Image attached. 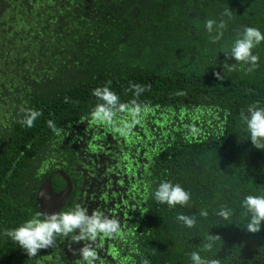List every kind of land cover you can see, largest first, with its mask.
Here are the masks:
<instances>
[{
  "label": "trees",
  "instance_id": "obj_1",
  "mask_svg": "<svg viewBox=\"0 0 264 264\" xmlns=\"http://www.w3.org/2000/svg\"><path fill=\"white\" fill-rule=\"evenodd\" d=\"M245 26L264 32V0H0V264H77L74 234L32 258L4 235L39 214L38 189L58 178L61 154L75 181L63 211L88 179L103 183L94 210L121 225L95 242L97 264H190L193 251L264 264V223L248 232L241 207L264 194V150L240 119L264 107V41L255 66L225 57ZM105 85L118 98L109 124L90 116ZM164 180L190 193L186 205L153 200ZM209 233L220 238L203 250Z\"/></svg>",
  "mask_w": 264,
  "mask_h": 264
},
{
  "label": "clouds",
  "instance_id": "obj_2",
  "mask_svg": "<svg viewBox=\"0 0 264 264\" xmlns=\"http://www.w3.org/2000/svg\"><path fill=\"white\" fill-rule=\"evenodd\" d=\"M226 15L230 17L231 12H226ZM214 23V21L209 20L205 27L211 31ZM215 39H219V35L214 37ZM262 41H264V32L256 27L245 26L242 31L237 33L225 57L226 59L230 57L240 64L255 66L258 57L253 53V49ZM228 66L234 68L236 65L233 63ZM216 75L218 76V73ZM93 94L102 103L97 104L91 111V119L104 124L111 123L114 110L117 108V96L106 85L93 89ZM132 111L135 114V109ZM38 115V112L33 111L24 123L31 126ZM240 119L249 137L248 141L256 149L264 150V107L256 104L249 105L245 111L240 113ZM152 198L160 205L184 206L190 199V193L179 183L164 180L157 184L152 193ZM241 207L249 216L248 223L243 228L250 233L259 232L262 223H264V194L244 196ZM205 214L201 213V215ZM218 215L227 219L229 212L222 209ZM40 216L41 214L33 215L15 228L4 231V235L15 242L17 247L22 249L29 258L34 257L38 250L52 248L57 236L66 237L69 234H74L73 238L76 243L84 241L83 246L78 250L77 264H97L100 260L98 251L94 246L97 239L114 238L121 232V225L117 219L96 211L88 214V209L80 205L68 211L44 215L43 218ZM176 218L188 228L193 227L196 222L194 217L183 214H178ZM218 238L220 237L209 233L205 238L203 250H211ZM76 254L74 251L73 255ZM189 260L190 264H217L216 260L203 258L198 251L191 252Z\"/></svg>",
  "mask_w": 264,
  "mask_h": 264
},
{
  "label": "flooded vegetation",
  "instance_id": "obj_3",
  "mask_svg": "<svg viewBox=\"0 0 264 264\" xmlns=\"http://www.w3.org/2000/svg\"><path fill=\"white\" fill-rule=\"evenodd\" d=\"M56 162L63 166V170H60V172L58 174L59 176L55 180L53 179L52 176H49V177H52V184L57 189H62V190L68 189L71 186V191H70V193H69V195L65 201V204L63 206V209H62V211H63V210L67 209L69 202L71 200H73V198H74V197H72V195H73V192L75 190V185H74L75 181H74V179L71 178L70 174H68L65 171V168H67L69 164H72L70 161H67V156L61 154L60 156H58ZM73 166H76V164L73 163ZM76 167H78V165ZM76 170H77V168L75 169V173H76ZM103 172L104 171H101V174H103ZM47 179H45L42 182L41 186L47 181ZM102 186H103V183L102 184L98 183L97 185L96 184L93 185L92 181L89 182L88 179H82L81 194L77 197V199L75 198L76 204L80 205L82 207H86L88 209V214H91V212L94 209H97L98 205L102 202V200L104 198L102 196L99 198L98 197L99 194L97 193L102 189ZM39 189H38V192H39ZM38 192H37V195H38ZM54 193L56 194L57 192H54ZM57 197H59V196H57ZM59 199H60V197H59ZM36 202H37V196H36ZM36 202H35V206L37 207ZM37 209H38V207H37ZM38 213H39V209H38Z\"/></svg>",
  "mask_w": 264,
  "mask_h": 264
},
{
  "label": "water",
  "instance_id": "obj_4",
  "mask_svg": "<svg viewBox=\"0 0 264 264\" xmlns=\"http://www.w3.org/2000/svg\"><path fill=\"white\" fill-rule=\"evenodd\" d=\"M70 191L71 186L68 189H57L52 184V177H49L40 187L37 195L36 205L41 216L43 217L53 212H61ZM54 192L57 193L55 194ZM15 264H18V262H15Z\"/></svg>",
  "mask_w": 264,
  "mask_h": 264
}]
</instances>
